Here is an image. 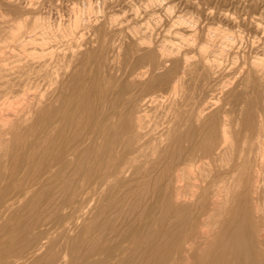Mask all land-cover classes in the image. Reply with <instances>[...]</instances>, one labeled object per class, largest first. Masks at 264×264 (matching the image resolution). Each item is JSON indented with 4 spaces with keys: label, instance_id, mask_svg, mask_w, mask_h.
<instances>
[{
    "label": "bare ground",
    "instance_id": "bare-ground-1",
    "mask_svg": "<svg viewBox=\"0 0 264 264\" xmlns=\"http://www.w3.org/2000/svg\"><path fill=\"white\" fill-rule=\"evenodd\" d=\"M5 2L0 264H264V47Z\"/></svg>",
    "mask_w": 264,
    "mask_h": 264
},
{
    "label": "rangeland",
    "instance_id": "rangeland-1",
    "mask_svg": "<svg viewBox=\"0 0 264 264\" xmlns=\"http://www.w3.org/2000/svg\"><path fill=\"white\" fill-rule=\"evenodd\" d=\"M5 1H8V0H0V16L3 15L1 14L2 12L4 13H8L9 9L11 8L10 5L6 4ZM13 1H16L17 3H20L21 6H24L26 5H30V4H35V6H38L39 7H42L41 10L42 11H45V12H49L51 14H53L54 12V19H56L55 17L59 16L58 14L62 15L64 18H67L68 16H71L72 15V11L73 8L75 10H78L79 9H82L83 8V5H85L86 3L85 2H88L90 3L91 5H94V7H99V10L97 12V10H94L95 12H93V14L91 15H103V16H115V17H119V19H121L123 16H127L129 18H133L134 14H136L135 18L137 19L138 18V21L140 23H144L145 21H149L150 19L153 20V18L156 16L154 14H157L156 17H159L157 20V26L155 28V35H158V37H160L164 32H166L167 30V27L171 28V24L172 22H174L178 17H186L187 16V13H188V16L193 18L194 20L196 19V32H197V35H198V39L202 38L205 34V31H208V30H212L211 28H213V26L215 28H213V30H220L219 31H223L225 30V33H228V34H231L233 35H236L235 36V39H236V46L238 47H241V48H238V50L236 49V51L238 52L237 53V56H238V61L241 62L243 60H247L248 58H250V54H251V57L252 55L254 54V52L257 50L256 48H259L261 49L262 45H264V35H261L258 36L259 34H255V29H254V24L253 22L255 21H258L262 24H264V22H262V20H264V0H157L158 1V4H154L155 7H150V6H145L146 4H148L147 2H149V0H13ZM44 1V2H43ZM101 3H100V2ZM105 1V2H108L107 4L104 3V5L102 4V2ZM131 1V2H130ZM133 1L135 2V5L133 3ZM140 1V2H139ZM147 1V2H145ZM152 1V0H151ZM161 1V2H160ZM185 1V2H184ZM5 2V3H4ZM43 2V3H42ZM128 2V3H127ZM129 2H130V6L129 5ZM141 5H137L136 7V4L137 3ZM142 2V3H141ZM144 2V3H143ZM188 2V3H187ZM45 3V4H44ZM82 3H84L82 5ZM132 3V4H131ZM160 3V4H159ZM164 3V4H163ZM61 4V5H59ZM125 4H128V5H125ZM162 4V5H161ZM166 4L168 5L167 7L168 8H165L166 7ZM170 4V5H169ZM173 4V5H172ZM184 4V5H183ZM48 5V6H46ZM82 5V6H81ZM103 5V6H101ZM132 5V6H131ZM144 7H143V6ZM157 5H160L157 6ZM172 5V6H171ZM175 5V6H174ZM6 6V7H4ZM58 6V7H57ZM59 6H61L59 8ZM117 6H121L120 8H118ZM125 6H127L125 8ZM139 6V7H138ZM171 6V7H170ZM13 7V6H12ZM57 7V8H56ZM82 7V8H81ZM109 7V9H108ZM112 7V9H111ZM116 7V8H114ZM123 7V8H122ZM146 7V8H145ZM147 7H150L149 9H147ZM170 7V9H169ZM173 7V8H172ZM195 7V8H194ZM8 8V10H6ZM46 8V9H44ZM59 8V9H58ZM71 8V9H70ZM135 8V9H133ZM141 8V9H140ZM160 8V9H159ZM176 8V9H175ZM194 8V10H193ZM262 8V9H261ZM13 9V10H12ZM15 8H11L8 15L5 14L3 15L4 16V19L0 17V25H1V21L4 20H7V19H11L12 17H14L16 15V11L14 10ZM65 9V10H64ZM101 9V10H100ZM108 9V10H107ZM116 9V10H115ZM122 9V10H121ZM127 10L126 12V15H122V14H125L123 13L124 10ZM129 9V10H128ZM131 9V10H130ZM153 9V10H152ZM164 9L167 11H164L166 14L163 15V11ZM172 9V10H171ZM174 9V10H173ZM187 9V10H186ZM197 11H196V10ZM208 9V10H207ZM221 9V11H220ZM246 9V10H245ZM253 9V10H252ZM121 10V11H120ZM170 10V11H169ZM193 10V11H192ZM207 10V11H206ZM227 10V11H226ZM57 11V12H56ZM101 11V12H100ZM130 11V12H129ZM136 11V12H135ZM158 11V12H156ZM162 11V12H161ZM225 11V13L223 12ZM12 12V14H11ZM15 14H14V13ZM63 12V13H62ZM100 12V13H99ZM104 14H103V13ZM117 12V13H115ZM128 12L131 13L128 15ZM150 12V13H149ZM155 12V13H153ZM170 12V14L168 13ZM173 12V13H172ZM183 14H182V13ZM185 12V13H184ZM192 12V13H191ZM194 12V13H193ZM232 12V13H231ZM240 12V13H239ZM70 14V15H67ZM99 13V14H98ZM111 15H109V14ZM162 13V14H161ZM220 13V14H219ZM227 13V14H226ZM258 13V14H257ZM117 14V16H116ZM122 16H120V15ZM138 14V15H137ZM177 14V15H175ZM182 14V15H181ZM192 14V15H191ZM197 14V15H196ZM223 14H225V18L227 17L228 19H224V16ZM229 14V15H228ZM232 14V15H231ZM260 14V16H258ZM90 15V16H91ZM108 15V16H107ZM119 15V16H118ZM146 15V16H145ZM152 16L151 18L148 16ZM154 15V16H153ZM167 15V16H166ZM172 15V16H171ZM209 15V16H208ZM228 15V16H226ZM255 15V16H254ZM12 16V17H11ZM66 16V17H65ZM132 16V17H131ZM141 16V17H140ZM165 17H168L167 18H164ZM174 16V17H173ZM176 16V17H175ZM187 16V17H188ZM194 16V17H193ZM203 16V17H202ZM208 16V17H207ZM234 16V17H233ZM236 16V17H235ZM254 16V17H253ZM6 17V18H5ZM149 17V18H148ZM161 17V18H160ZM170 17V19H169ZM210 17V18H209ZM217 17V19H216ZM231 17V19H230ZM245 17V18H244ZM143 18V19H141ZM173 18H176V19H173ZM209 20H208V19ZM262 20H261V19ZM156 19V18H155ZM162 19V20H161ZM167 19V20H166ZM224 19V20H223ZM257 19V20H256ZM142 20V21H140ZM227 20H228V23H227ZM230 20V21H229ZM233 20V21H232ZM235 20V21H234ZM250 20V21H249ZM261 20V21H260ZM171 21V22H170ZM199 21V22H197ZM204 21V22H203ZM208 21V22H207ZM212 21V22H211ZM245 21V22H244ZM253 21V22H252ZM161 22V24H160ZM233 22V23H232ZM237 22V23H236ZM250 22V25L249 23ZM232 23V24H231ZM241 23V24H240ZM244 23V24H243ZM248 23V24H247ZM159 24V25H158ZM170 24V25H169ZM203 24V25H202ZM213 25L211 28L210 26ZM244 26H243V25ZM202 25V26H201ZM210 25V26H209ZM216 25V26H215ZM167 26V27H166ZM205 26V27H204ZM207 26V27H206ZM229 26V28H228ZM235 28H234V27ZM264 26V25H262ZM161 30H160V28ZM165 27V28H164ZM219 28V29H218ZM242 28V29H241ZM56 29V28H55ZM54 29V31H56ZM239 29V30H238ZM254 29V30H253ZM160 30V31H159ZM165 30V31H164ZM200 30L201 32L203 31V34L201 33L200 35ZM227 30V31H226ZM230 31V32H229ZM247 31V32H246ZM254 31V32H252ZM158 32V34H156ZM163 32V33H162ZM251 32V33H250ZM254 36H253V35ZM233 35V36H234ZM257 37H256V36ZM239 36V38H238ZM253 36V37H252ZM241 37V38H240ZM256 37V38H255ZM259 37V38H258ZM253 38V40H252ZM258 38V39H257ZM199 39V40H200ZM239 40V41H237ZM244 40V41H243ZM252 40V41H251ZM259 40V42H261L259 44V42H257ZM251 42H257L256 44L252 43ZM241 43V44H239ZM253 45V46H252ZM256 46V47H255ZM261 46V47H260ZM255 47V48H253ZM246 49V50H245ZM254 50V51H253ZM241 51V53H240ZM250 51V52H249ZM243 52V54H242ZM252 52V53H251ZM240 53V54H239ZM243 55V56H242ZM245 55V59L243 58ZM240 58V59H239Z\"/></svg>",
    "mask_w": 264,
    "mask_h": 264
}]
</instances>
